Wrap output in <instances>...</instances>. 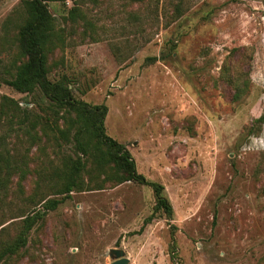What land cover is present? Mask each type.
I'll list each match as a JSON object with an SVG mask.
<instances>
[{
	"label": "rangeland",
	"instance_id": "374dc122",
	"mask_svg": "<svg viewBox=\"0 0 264 264\" xmlns=\"http://www.w3.org/2000/svg\"><path fill=\"white\" fill-rule=\"evenodd\" d=\"M179 1L48 3L64 39L48 55V80L65 77L75 100L107 107L106 135L163 187L169 217L154 211L150 186L117 184L110 166L85 158V190L44 210L62 196L37 185L38 173L61 167L63 154L77 156L53 141L46 119L64 125L49 101L3 82L20 59L24 10L20 0H0V102L26 109V127L39 118L33 146L0 129L3 148L27 171L0 187V250L25 238L6 264H110L116 248L128 264H264V150H249L252 137H264V0H181L186 12L173 21ZM34 213L40 218L25 233Z\"/></svg>",
	"mask_w": 264,
	"mask_h": 264
},
{
	"label": "trees",
	"instance_id": "16d2710c",
	"mask_svg": "<svg viewBox=\"0 0 264 264\" xmlns=\"http://www.w3.org/2000/svg\"><path fill=\"white\" fill-rule=\"evenodd\" d=\"M66 0H20L24 10V18L19 26L17 42L20 52V59L15 65V70L10 79L3 82L19 93L34 96L37 92L49 101V111L55 117V122L61 121L64 128L52 125L49 118L46 119L50 131L53 132V141L58 148L61 143L72 145L74 159L70 155L61 156V167H55L48 173H38L36 184L46 182L52 184L56 190L55 195L62 196L61 199H51L44 203V210H53L71 192L84 191L81 179V170L85 165L82 158L90 159L99 169L111 167L113 173L111 179L117 184L125 182H136L150 186L155 197L154 211L164 210L170 217L171 206L165 197L162 196L163 187L159 184L150 183L138 174L135 163L127 149L106 135L104 119L107 115V107L101 105H88L77 101L68 88V81L65 77L58 81L48 80V55L55 48L63 44V33L56 28L55 19L49 12L48 3L62 2ZM186 12L184 3L180 0L172 7L171 18L179 20ZM71 18L78 16L73 7L68 12ZM156 61V57L149 58ZM245 89V88H244ZM244 89L234 97V101L240 100ZM26 109H22L17 101L3 96L0 102V129L5 126L11 132H20L26 137L30 146L37 143L38 137L35 128L39 118H35L29 126ZM15 126V129H14ZM5 137L0 135V177L1 185L10 177L18 176L19 180H25L27 171L23 159V166L14 161V153L3 148ZM46 174V175H45ZM40 215L34 213L23 220L24 232H29L38 221ZM153 215L145 220V224L151 222ZM142 228L140 229V231ZM24 236V235H22ZM20 237L18 241L0 250V264H6L9 259L19 253L21 246L25 244V238Z\"/></svg>",
	"mask_w": 264,
	"mask_h": 264
},
{
	"label": "clouds",
	"instance_id": "9594fccd",
	"mask_svg": "<svg viewBox=\"0 0 264 264\" xmlns=\"http://www.w3.org/2000/svg\"><path fill=\"white\" fill-rule=\"evenodd\" d=\"M249 150L260 151L264 150V137H252L249 145Z\"/></svg>",
	"mask_w": 264,
	"mask_h": 264
},
{
	"label": "water",
	"instance_id": "95a60500",
	"mask_svg": "<svg viewBox=\"0 0 264 264\" xmlns=\"http://www.w3.org/2000/svg\"><path fill=\"white\" fill-rule=\"evenodd\" d=\"M112 255L115 257V260L110 264H128V259L124 257V253L120 249L112 250Z\"/></svg>",
	"mask_w": 264,
	"mask_h": 264
}]
</instances>
